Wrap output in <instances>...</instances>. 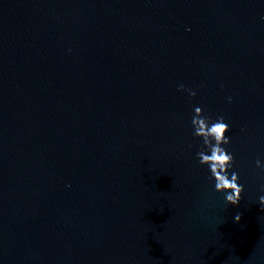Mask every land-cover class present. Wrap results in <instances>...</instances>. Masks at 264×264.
<instances>
[{"label":"water","instance_id":"obj_1","mask_svg":"<svg viewBox=\"0 0 264 264\" xmlns=\"http://www.w3.org/2000/svg\"><path fill=\"white\" fill-rule=\"evenodd\" d=\"M195 106L229 123L236 206ZM257 159L264 0H0V264H264Z\"/></svg>","mask_w":264,"mask_h":264},{"label":"clouds","instance_id":"obj_2","mask_svg":"<svg viewBox=\"0 0 264 264\" xmlns=\"http://www.w3.org/2000/svg\"><path fill=\"white\" fill-rule=\"evenodd\" d=\"M179 91H187L190 97H195L196 92L178 85ZM231 102V97L228 98ZM192 135L201 140V148L196 153L198 163L205 167L209 173L207 179L213 185L215 192L223 196L225 204L236 206L239 204L244 191L240 183L239 174L234 170V156L225 146L231 142L229 123L223 116L212 119L203 109L195 106L191 117ZM256 167L264 171V163L256 160ZM264 191V188H262ZM258 202L264 208V195L258 197ZM235 220L238 222L240 216Z\"/></svg>","mask_w":264,"mask_h":264}]
</instances>
